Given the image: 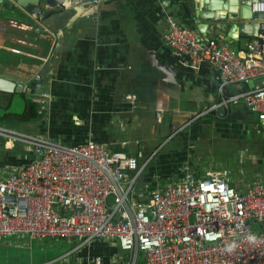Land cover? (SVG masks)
Instances as JSON below:
<instances>
[{
  "label": "crops",
  "instance_id": "0c3cea01",
  "mask_svg": "<svg viewBox=\"0 0 264 264\" xmlns=\"http://www.w3.org/2000/svg\"><path fill=\"white\" fill-rule=\"evenodd\" d=\"M94 1L99 4L86 5ZM211 1L63 0L62 6L48 7L45 0H0V77L27 85L51 61L40 91L0 93L4 111L17 95L25 101L22 113L0 116L2 126L69 147L96 142L135 157L144 169L139 190L145 194L160 182L180 178L185 167L202 176L211 169L203 163L207 153L209 163H216L212 170L228 171L233 187L245 193L264 179L258 116L243 103L225 106L227 114L219 115L223 100L239 89H222L220 73L210 65L184 68L181 55L166 41L169 17L198 30L199 14L215 16L202 20L208 27L204 36L239 53L259 40L245 33L250 24H240L239 17L245 4L261 0ZM32 7L43 13L30 14ZM37 19L46 31H35ZM164 67L166 74L160 70ZM177 138L182 144L170 148ZM221 149L223 161L216 156ZM33 159L24 145L11 148L0 137V177ZM5 242L0 245L9 248L5 252L11 251L16 264H91L96 257L103 264H131L130 254L113 239ZM136 264L146 263L141 257Z\"/></svg>",
  "mask_w": 264,
  "mask_h": 264
},
{
  "label": "built area",
  "instance_id": "2783aa9c",
  "mask_svg": "<svg viewBox=\"0 0 264 264\" xmlns=\"http://www.w3.org/2000/svg\"><path fill=\"white\" fill-rule=\"evenodd\" d=\"M252 11L264 13V0L252 3ZM167 24L166 41L181 55L183 67L207 64L217 70L222 89H239L221 105H246L264 134V86L243 87L264 79V37L239 53L172 17ZM37 25V33L46 31ZM0 137L34 155L26 166L0 177V243L113 239L130 254L131 264L141 257L146 264H264V179L242 193L228 171L208 169L198 176L185 167L180 178L160 182L149 194L140 192L146 196L140 198L137 185L144 169L126 153L96 142L64 146L6 129L1 122Z\"/></svg>",
  "mask_w": 264,
  "mask_h": 264
},
{
  "label": "water",
  "instance_id": "95a60500",
  "mask_svg": "<svg viewBox=\"0 0 264 264\" xmlns=\"http://www.w3.org/2000/svg\"><path fill=\"white\" fill-rule=\"evenodd\" d=\"M45 1L48 7H53V6H58V5L62 6V3H63V0H45ZM211 4H217V3L214 0H212ZM246 5L247 4H245L244 6L247 7V9H245L243 13L241 14V16L239 17V19L241 20L240 24L245 25L246 22H249L247 24H250V25L245 26L244 28L245 33L251 36H255L257 38L264 37V13L253 12L252 4H249L247 6ZM28 11L30 12V14H42L43 13V10L41 8L36 9L34 7L30 8ZM210 11H212L213 14L216 13L215 12L216 9L214 7H212ZM205 17H206L205 15L203 16L199 14L196 19V23L198 24L197 26L198 30L203 35L207 32L208 27L205 24H202V20L203 19H214L215 16L210 15L208 18H205ZM252 22H257L259 24V27L254 25L255 23H252ZM160 70H162L165 74L167 73L166 67ZM50 71H51V61L47 62V64L43 68V71L40 73L39 75L40 80L32 81L31 83L27 85H19L9 79L0 77V93H6V94L36 93L42 89L45 80L48 79V77L50 76ZM263 86H264V79L258 80V81H250L249 83H246L243 85L244 89L246 90H253L256 87H263ZM218 110H219L218 111L219 115L227 114V109L225 108V106L220 107ZM109 201L110 203H113L114 199L110 198Z\"/></svg>",
  "mask_w": 264,
  "mask_h": 264
},
{
  "label": "rangeland",
  "instance_id": "374dc122",
  "mask_svg": "<svg viewBox=\"0 0 264 264\" xmlns=\"http://www.w3.org/2000/svg\"><path fill=\"white\" fill-rule=\"evenodd\" d=\"M24 104H25V101L21 98V96H16L15 97V100L13 102H11V105L9 106V108L4 111L2 109H0V116L4 115L6 112H10V113H22L23 110H24ZM179 144H182L181 142V138H177L175 139L171 145H170V148L172 147H179ZM203 148L202 150L205 149L206 147V144L203 143ZM199 147L201 148V145L199 144ZM220 153V154H218ZM226 155L225 153V149H221L220 151H217V159L218 160H221L223 161V156ZM202 159H203V163L206 164L207 166H209L211 169H216L215 168V165L216 163H209V154L207 153H204L203 156H202ZM218 168V167H217ZM141 179V178H140ZM140 187H139V184L137 185V190L139 191V197L140 198H145L146 196L143 194H140ZM25 239H30V238H24V239H17V238H13V239H10V240H4L1 244H4V243H7L5 241H8L9 244L10 243H14L13 245H18L16 243H24L23 241ZM9 248H4V246H1L0 245V264H16L15 261H13L12 257L9 255L11 253V251H7L5 252L6 250H8Z\"/></svg>",
  "mask_w": 264,
  "mask_h": 264
},
{
  "label": "trees",
  "instance_id": "16d2710c",
  "mask_svg": "<svg viewBox=\"0 0 264 264\" xmlns=\"http://www.w3.org/2000/svg\"><path fill=\"white\" fill-rule=\"evenodd\" d=\"M192 29H196L195 27H191Z\"/></svg>",
  "mask_w": 264,
  "mask_h": 264
}]
</instances>
